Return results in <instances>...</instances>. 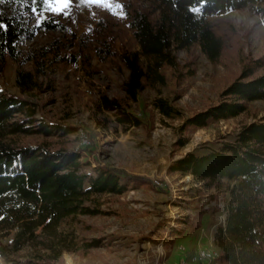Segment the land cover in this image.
<instances>
[{
  "label": "trees",
  "instance_id": "1",
  "mask_svg": "<svg viewBox=\"0 0 264 264\" xmlns=\"http://www.w3.org/2000/svg\"><path fill=\"white\" fill-rule=\"evenodd\" d=\"M146 2L147 9L135 8L125 18L140 50L123 48L118 52L112 31L98 40L101 45L95 49V56L104 64H115L119 71L124 68L129 72L121 84V99L104 93L95 103V114L103 116L104 125L146 128L128 107L138 102L145 90L164 86L169 76L178 85L192 79L196 73L193 47L199 46L211 62L218 63L224 40L216 34L211 18L252 7L264 23V0ZM31 9L26 0H0V77L9 61L35 64L33 71L17 73L16 83L22 94L0 91V232L14 231L10 248L0 240V258L10 264L12 256L27 244L34 249L42 245L53 250L55 244L64 242V250L55 251L49 260L18 263L57 264L63 251L87 256L104 246L105 239L81 238L84 231L91 229L82 217L108 214L101 210L99 198L122 197L138 188H153V184L125 169L83 160V151L75 152L70 146L76 127L36 117L39 104L29 102L24 95L41 88L39 65L49 57L51 49L25 52L23 47L37 29L59 30V25L46 20L29 29L25 16ZM46 9L43 6L37 12ZM99 33L102 29L98 28L96 34ZM173 47L189 51L190 62L182 65L172 54ZM260 71H264V59L249 60L243 65L242 72L220 95L218 104L196 113L180 126L178 147L189 144L195 132L237 119L249 113L253 102L264 101V73L258 75ZM154 106L163 117L180 119L183 115L166 99H156ZM168 172L192 176L207 189L226 191L224 223L214 234L219 264H264V117L243 126L233 140L221 138L216 149L210 148L205 154L188 153L171 164ZM164 225V221L160 222L158 229ZM68 228L75 239L71 244L64 240ZM142 239L146 237L138 242Z\"/></svg>",
  "mask_w": 264,
  "mask_h": 264
},
{
  "label": "rangeland",
  "instance_id": "2",
  "mask_svg": "<svg viewBox=\"0 0 264 264\" xmlns=\"http://www.w3.org/2000/svg\"><path fill=\"white\" fill-rule=\"evenodd\" d=\"M26 1L33 8V0ZM43 6H47L46 11L38 13L31 9L25 16L29 29L53 20L59 30L37 29L23 47L25 52L51 49L49 57L39 65L41 88L24 95L29 102L39 104L36 117L44 116L51 122L76 127L78 130L70 146L75 152L83 151V160H97L125 169L153 184V188H138L122 197L99 198L101 210L108 214L82 217L83 223L91 229L79 232L81 238L105 239L104 246L91 250L87 256L63 251L62 259L55 263L179 264L185 255H194L201 248L219 250L214 244V234L224 223L226 191L207 189L192 176L171 174L168 169L188 153L205 154L210 148H218L221 138L233 140L243 126L264 117V101H255L249 113L199 130L190 135L189 144L178 147L179 128L184 121L218 104L220 95L249 60L264 59L262 17L249 7L211 18L216 34L224 40L220 61L211 62L199 46L193 47L191 53L196 56L193 78L178 85V81L169 76L164 86L145 90L128 111L137 115L146 128H125L116 123L104 125L103 116L95 114V103L104 93L121 99L124 96L121 84L129 72L124 68L119 71L115 64L102 63L95 56V49L101 45L98 40L112 31L118 52L123 48L140 50L125 18L127 14L132 15L135 8L147 9L149 3L146 0H105L93 5L85 0H74L64 14L49 10L47 3ZM56 7L52 0L51 9ZM98 28L102 33L96 34ZM171 52L182 65L191 60L189 51L173 47ZM34 66V61L23 65L9 61L0 77V91L22 94L16 83L17 73L33 71ZM263 73L260 71L258 75ZM158 98L169 100L181 111L182 117H163L154 106ZM80 130L89 137V147L79 148ZM162 221L165 225L158 229ZM70 230L65 231L64 239L69 244L75 240ZM13 234V230L8 234L0 232V240L9 247ZM63 246L61 242L55 244L53 250H47L42 245L34 249L27 244L12 256L10 264L31 259L49 260L55 251L64 250ZM0 264L7 263L0 258ZM208 264L219 263L217 260Z\"/></svg>",
  "mask_w": 264,
  "mask_h": 264
},
{
  "label": "built area",
  "instance_id": "3",
  "mask_svg": "<svg viewBox=\"0 0 264 264\" xmlns=\"http://www.w3.org/2000/svg\"><path fill=\"white\" fill-rule=\"evenodd\" d=\"M90 144L91 141L87 134L84 131H81L79 134V148L89 147ZM219 257V250H209L207 248H201L194 255H185L179 264H208L213 263V261H217Z\"/></svg>",
  "mask_w": 264,
  "mask_h": 264
},
{
  "label": "snow or ice",
  "instance_id": "4",
  "mask_svg": "<svg viewBox=\"0 0 264 264\" xmlns=\"http://www.w3.org/2000/svg\"><path fill=\"white\" fill-rule=\"evenodd\" d=\"M51 2L52 0H33V3L36 5L32 8L33 12H37L40 7H43V4H49V10L54 11L56 13L64 14L66 13L67 9L73 4L74 0H54L57 7L55 9H51ZM86 3L89 4H102L105 0H85ZM3 26H0L2 29Z\"/></svg>",
  "mask_w": 264,
  "mask_h": 264
}]
</instances>
